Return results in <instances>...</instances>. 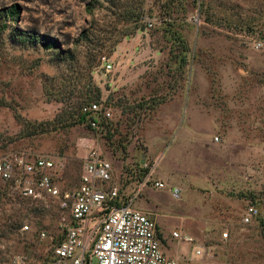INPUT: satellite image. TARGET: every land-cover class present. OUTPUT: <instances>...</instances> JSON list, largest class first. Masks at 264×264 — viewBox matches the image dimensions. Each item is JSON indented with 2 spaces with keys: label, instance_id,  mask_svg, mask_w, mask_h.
<instances>
[{
  "label": "rangeland",
  "instance_id": "374dc122",
  "mask_svg": "<svg viewBox=\"0 0 264 264\" xmlns=\"http://www.w3.org/2000/svg\"><path fill=\"white\" fill-rule=\"evenodd\" d=\"M0 12V159L53 157L62 191L89 150L120 190L145 159L181 189L152 217L168 256L264 264V0H0ZM24 31L57 45L15 39ZM92 101L111 109L101 131L79 121ZM39 194L0 178V264H50L66 212ZM174 231L214 256L190 260Z\"/></svg>",
  "mask_w": 264,
  "mask_h": 264
},
{
  "label": "built area",
  "instance_id": "2783aa9c",
  "mask_svg": "<svg viewBox=\"0 0 264 264\" xmlns=\"http://www.w3.org/2000/svg\"><path fill=\"white\" fill-rule=\"evenodd\" d=\"M106 71L112 68L109 60L103 62ZM85 124L101 131L103 120L111 119L109 107L97 101L80 107ZM218 140V136H215ZM135 167V166H134ZM137 168V167H136ZM124 171V182L119 189L109 184L113 165L96 151L89 150L82 160V172L78 185L72 190L62 191L54 181L56 160L39 155L28 159L25 155L6 156L0 159V178L11 180L16 190L24 197H39V190L56 198L59 207L66 212L61 222L62 238L52 248L50 264H179L162 248L156 222L145 212L132 206L138 190L143 186L164 189L166 184L153 175V163L141 160L139 167ZM135 187L129 191V186ZM171 196L181 199V189L172 186ZM257 214L254 204H248L242 221L248 223ZM24 228H27L25 226ZM221 233V239L227 237ZM42 237H47L45 231ZM173 236L191 242L190 260H205L214 256L213 249L196 242L192 237L177 231ZM11 264H27L21 255L14 256ZM211 264H218L212 261Z\"/></svg>",
  "mask_w": 264,
  "mask_h": 264
},
{
  "label": "crops",
  "instance_id": "0c3cea01",
  "mask_svg": "<svg viewBox=\"0 0 264 264\" xmlns=\"http://www.w3.org/2000/svg\"><path fill=\"white\" fill-rule=\"evenodd\" d=\"M153 175L156 179L163 181L166 184L164 189L158 190L151 188L150 186H143L136 188L138 190L137 196L132 203L134 208L140 209L145 212L151 218L160 220L161 215L164 213V208L173 200L170 189L176 184H170L168 181L155 170L153 167ZM135 184V182H134ZM131 185L129 191H131Z\"/></svg>",
  "mask_w": 264,
  "mask_h": 264
},
{
  "label": "trees",
  "instance_id": "16d2710c",
  "mask_svg": "<svg viewBox=\"0 0 264 264\" xmlns=\"http://www.w3.org/2000/svg\"><path fill=\"white\" fill-rule=\"evenodd\" d=\"M16 5H13L10 11H6L5 14L8 13H14L15 7ZM0 16H1V12H0ZM15 39L21 41V42H25V41H30V42H36V43H41L47 47H51L54 45H57L56 40L54 38L48 37L46 35H42V34H38L35 32H30V31H24V32H20L15 36ZM81 107V106H80ZM79 121L83 124H85V116L80 112V108H79Z\"/></svg>",
  "mask_w": 264,
  "mask_h": 264
}]
</instances>
